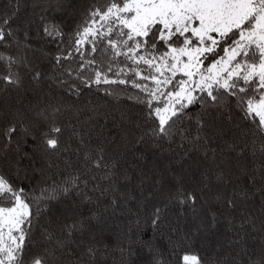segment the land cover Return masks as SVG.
<instances>
[{
  "label": "snow or ice",
  "instance_id": "1",
  "mask_svg": "<svg viewBox=\"0 0 264 264\" xmlns=\"http://www.w3.org/2000/svg\"><path fill=\"white\" fill-rule=\"evenodd\" d=\"M20 2L9 0L10 11L0 14V44L9 39L20 43L12 27ZM42 30L58 42V50L47 74L36 70L32 75L37 87L48 80L77 98L87 89L141 105L152 126L136 144L147 140L158 147L157 141L171 143L178 135L181 159L198 152L207 166L191 187L182 175H175L164 202L141 216L152 193L145 196L134 222L125 229L117 225L115 240L108 243L104 233L112 230L109 213L115 215L120 207L116 196L108 198V193L119 191L117 184L128 179L127 173L117 172L118 161L106 158L103 143L93 149L75 127L72 136L78 146L62 142L64 126L57 120L61 106L50 104L36 112L44 124L39 136L26 123L31 109H17L0 123V159L15 168L18 178L24 172L20 160L28 156L23 152L28 138L36 144L34 151L48 157L70 151L78 158L82 155V170L29 193L0 169V264H99L112 251L120 253L121 264H133L134 245L148 248L152 264H165L163 252L142 239L146 230L156 235L167 225L175 250L181 244L191 248L200 233L216 229L222 221L231 234L227 241L231 251L222 254L218 245L207 258L185 252L183 264H264V0H96L72 33L51 22H44ZM41 55L50 54L41 50ZM0 62L7 66V74L0 75L4 90L22 86L16 66L23 64L32 71L19 56L0 54ZM196 105L199 111L193 113ZM88 111L91 123L99 116L98 107ZM235 112L240 113L238 119ZM217 140L220 144L214 146ZM82 149L87 150L81 153ZM9 151L15 152V161L8 159ZM213 189L210 200L206 193ZM73 194V209L54 224L52 205ZM170 206H178L181 215L191 214L195 227L183 231L168 224ZM37 227L42 247L28 255Z\"/></svg>",
  "mask_w": 264,
  "mask_h": 264
},
{
  "label": "trees",
  "instance_id": "2",
  "mask_svg": "<svg viewBox=\"0 0 264 264\" xmlns=\"http://www.w3.org/2000/svg\"><path fill=\"white\" fill-rule=\"evenodd\" d=\"M14 2V0H13ZM96 3V0H21L19 11L12 27L16 30L19 45L8 40L7 44H0V54L5 56H19L25 58L32 68L29 71L23 64L16 66L22 78V86L15 88L9 86L3 89V81H0V123L6 122L10 114L17 109L31 110L26 113V123L33 128V131L39 136L44 124L37 117L36 112L40 109L47 108L48 105L61 106V112L57 120L64 126L62 142L71 144L73 148L78 146V141L72 136L73 127L81 131L85 143H90L94 149L97 145L103 143L107 151V159L115 157L118 161L116 169L120 175L127 173V180H120L117 184L119 191L108 193V198L113 195L120 201V207L116 210L115 215L109 213L108 221L111 231L104 233V240L112 243L115 240L114 232L117 231V225L120 229H125L127 225L134 222L137 210L144 201V197L152 193V199L147 201V208L141 209V216L144 211L151 208L152 205L163 203L166 190L175 184L174 176L182 175L187 186H192V180H198L200 172L207 166L203 156L198 152H192L187 157L181 159L183 150L177 145L180 138L177 135L173 142L157 141L158 147H153L151 141H145L143 144H136V139L152 125L146 122L144 117V108L121 98L119 102L105 96L102 92L89 91L85 89L80 97L72 96L64 88H57L48 80H42L39 87L32 81V75L36 70L47 74L51 66V56L55 55L58 50V42L52 41L43 34L42 26L44 22H51L62 27L66 34H70L81 22L83 16L89 7ZM10 11L9 0H0V14ZM44 20H41V17ZM25 32L27 36L25 37ZM91 39V38H89ZM24 45H28L25 47ZM88 44L85 43L84 48ZM41 50L49 53V57L41 55ZM7 74V66L0 62V75ZM102 87H108L102 85ZM123 87V86H120ZM89 102H91L89 104ZM88 107H98L99 116L87 122L91 115ZM193 113L199 111V105L191 108ZM239 112L234 113L238 119ZM215 117V112H212ZM213 122L219 126L227 127L223 121ZM139 125V127H137ZM194 130V124H189ZM102 129V131H101ZM191 134V133H190ZM230 135V133H229ZM115 142L109 143L112 138ZM121 137L124 139L122 140ZM227 138V137H225ZM220 141L217 140L214 146H218ZM36 144L28 138L23 144V152L28 156L20 160V166L24 169L19 178L15 174V168H10L8 161L0 159V169H2L9 179L18 186H22L29 193L38 186L53 181L60 182L69 174L82 170V155L78 158L75 152L61 154L56 156H45L41 152L34 151ZM14 147V146H13ZM87 149H82L81 153ZM8 159L15 161L17 156L15 152L7 153ZM68 160L71 167L64 161ZM49 162L51 166H49ZM248 167H252L251 161ZM160 180L161 184L157 185L156 181ZM143 181V183H141ZM247 184V179H244ZM93 182L89 181V187ZM215 190L208 191L206 195L211 200ZM71 197L62 198L59 202L52 205L50 213L55 223L63 221L68 212L73 209ZM105 204L108 199H104ZM216 208L218 205L212 204ZM87 215V209H84ZM166 220L168 224L176 226L183 231H190L195 227V222L191 214H180L178 206H170L167 209ZM41 225L45 221L41 219ZM226 222L222 221L216 229L208 233H200L191 248L187 244H181L177 249H173L169 244V232L167 225L161 233L154 235L150 230H146L142 235L145 241H152L155 246L163 252L165 264H183L181 257L185 252H195L201 257H210L217 251V246H221V252L231 251L227 247V241L230 233L226 230ZM41 229L37 227L32 236V243L27 252L31 255L41 250ZM134 254L132 256L133 264H152V254L147 247L133 246ZM99 264H121V256L117 251H112L99 261Z\"/></svg>",
  "mask_w": 264,
  "mask_h": 264
},
{
  "label": "rangeland",
  "instance_id": "3",
  "mask_svg": "<svg viewBox=\"0 0 264 264\" xmlns=\"http://www.w3.org/2000/svg\"><path fill=\"white\" fill-rule=\"evenodd\" d=\"M97 27H98V25H97ZM89 38H91V37H89Z\"/></svg>",
  "mask_w": 264,
  "mask_h": 264
}]
</instances>
